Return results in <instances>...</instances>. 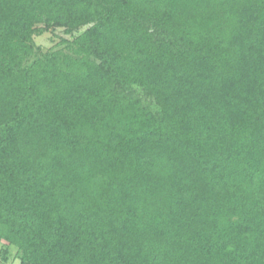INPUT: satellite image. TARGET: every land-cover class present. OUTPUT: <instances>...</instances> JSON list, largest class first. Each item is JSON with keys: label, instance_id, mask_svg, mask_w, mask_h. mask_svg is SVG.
I'll use <instances>...</instances> for the list:
<instances>
[{"label": "trees", "instance_id": "16d2710c", "mask_svg": "<svg viewBox=\"0 0 264 264\" xmlns=\"http://www.w3.org/2000/svg\"><path fill=\"white\" fill-rule=\"evenodd\" d=\"M0 245L264 264V0H0Z\"/></svg>", "mask_w": 264, "mask_h": 264}, {"label": "rangeland", "instance_id": "374dc122", "mask_svg": "<svg viewBox=\"0 0 264 264\" xmlns=\"http://www.w3.org/2000/svg\"><path fill=\"white\" fill-rule=\"evenodd\" d=\"M62 38H69L67 37L63 30H56L53 33H46L43 36L36 37L34 39L35 46L40 48L43 51H49L56 47L57 43L60 42ZM6 249L4 245H0V264H20L18 260L13 258L14 251H10L11 255L8 261L3 260V251Z\"/></svg>", "mask_w": 264, "mask_h": 264}]
</instances>
